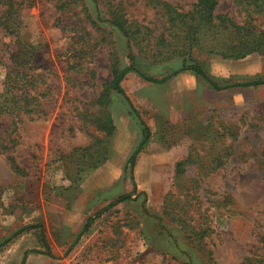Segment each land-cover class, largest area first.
I'll list each match as a JSON object with an SVG mask.
<instances>
[{"label":"rangeland","instance_id":"1","mask_svg":"<svg viewBox=\"0 0 264 264\" xmlns=\"http://www.w3.org/2000/svg\"><path fill=\"white\" fill-rule=\"evenodd\" d=\"M10 1L7 15L9 5L0 0V21L15 24L34 51L21 50L0 24V90L7 66L23 68L36 77L40 109L14 121L0 114V244L6 242L0 264H246L257 258L264 239V84L236 85L264 81V55L234 56L248 43L264 50V11L247 15L235 0H217L214 15L235 26L212 45L199 33L202 40L183 58L155 62L132 45L137 69L163 82L127 73L122 87L131 113L113 91L104 105L98 102L113 57L121 69L130 65L127 40L110 15L146 28L140 47L154 52L158 37L177 35L154 1L187 14L199 0ZM75 65L74 83H67ZM192 65L226 89L180 71ZM141 121L150 137L140 148ZM127 194L130 200L103 211Z\"/></svg>","mask_w":264,"mask_h":264},{"label":"trees","instance_id":"2","mask_svg":"<svg viewBox=\"0 0 264 264\" xmlns=\"http://www.w3.org/2000/svg\"><path fill=\"white\" fill-rule=\"evenodd\" d=\"M235 1L237 2V5L241 7L242 10L247 12V15H250L252 13H257L258 11L259 12L264 11V0H235ZM6 3L7 5H9V8L7 12H5V14L8 15L10 14V11L13 10V5H12L13 3L10 0H6ZM154 3L162 7L163 14L166 16L170 28L177 31V35L174 36L170 41H167L162 36L158 37L156 44L153 47L154 52H152V50H148L146 48L140 47V45H142L143 43L141 40L142 38H145L147 36L148 30L146 28H143L142 26L135 25L134 23H129L124 18L123 15L118 14L117 12H113L110 15L111 19H109V22L115 28H117L127 40L128 59L130 61V65L125 69H121L117 59L113 57L111 63V81L108 83L109 87L107 88V90H105L98 99L99 103H102L104 105V102L108 100V90H110L123 97V99L126 101L132 113L134 110L131 106V103L127 99L122 87V81L124 77L126 76L127 73L130 72H134L140 75V77H142L144 80L152 83L160 84L163 82L161 80L149 78L137 69L136 59L132 53V45L134 46L135 44L136 46H138L140 49L139 53H141L145 57L152 59L155 62H165L175 57L183 58L186 55H188L193 43L195 41L197 43L198 41L202 40V38L199 37L200 35L199 33L202 32L203 36H205L208 42H210L212 45V42L215 43L217 36L226 34L228 31H231L232 27L235 26L234 23L228 18L224 16L217 18L214 15V10L218 3L217 0H199L194 5V10L191 13H187V14L178 11L176 8H174L172 5L168 3H163L159 1H154ZM68 5H70V2L66 1L64 2L63 7H68ZM250 6H254L255 9L250 10ZM2 18L0 21L1 26L9 34L16 36L18 42L21 44V50L27 53H31L32 51H34V47L32 46V44L21 41V38L18 36L17 26H15V24L11 25L10 23H8V18H5V22L2 21ZM92 25H96V24L92 22ZM186 28H188V30ZM251 52H259L262 53V55H264V50L260 46L259 48H257L256 46L250 45L248 43V45L244 47V51L238 52V54L237 55L235 54L234 57L243 58L247 54H250ZM79 63H81V60H79ZM81 66L82 64H79L80 68ZM75 67H77V65L69 68L71 69V72L68 73V76L66 78L67 83H74L73 71L75 70ZM6 69H7V73L5 76V80L2 84V88L0 90V114L4 115L7 118H11L12 121H14L18 119L21 114L33 115L38 113L40 109V105L38 99L34 96L35 95L34 91L35 93H37V90L34 86V81L36 80V77L29 74V72H27L23 68L21 69L19 67L16 68V65L7 66ZM184 70L193 71L197 76L203 78L215 90L226 89V88H220L213 80H211L204 73L202 68L199 67L198 65L185 66V67L183 66V68L180 71H184ZM263 84L264 81L255 80L243 84H237L236 86L257 87ZM141 125L143 128V140L141 142L140 148L143 147L149 141V137H150V130L148 126L143 121H141ZM140 148L137 150L136 153L132 155L130 159L131 167L134 165L135 157L138 151L140 150ZM130 199H131L130 194L120 196L103 211L111 209L116 205L122 204ZM103 211L99 212L95 216L88 219L87 223L83 227L81 234H85L90 229L93 222L99 217V215ZM32 228L33 226L22 228L15 235L23 233L24 231H27ZM40 238L43 245L47 249V255L50 256L51 253L47 246V241L43 234L42 229L40 230ZM7 241H10V239ZM5 243L6 242L0 244V247L5 245ZM246 264H264V239L259 249V256H257V258L256 257L247 258Z\"/></svg>","mask_w":264,"mask_h":264}]
</instances>
